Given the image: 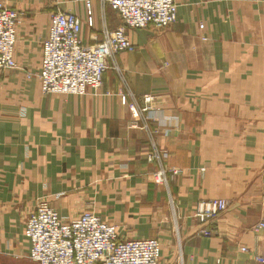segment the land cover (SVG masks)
Wrapping results in <instances>:
<instances>
[{
  "label": "crops",
  "instance_id": "crops-1",
  "mask_svg": "<svg viewBox=\"0 0 264 264\" xmlns=\"http://www.w3.org/2000/svg\"><path fill=\"white\" fill-rule=\"evenodd\" d=\"M23 15L17 68L0 71V264L27 259L25 221L40 202L71 220L85 210L116 227L120 240L157 239L160 264H256L264 256V0H175L176 22L126 30L133 52L115 57L96 92L45 95L37 74L57 11L82 21L84 45L122 22L92 0L93 26L74 0H0ZM109 95H106V94ZM120 94H130L126 105ZM145 115L168 191L151 180ZM136 123V127H132ZM227 209L216 233L194 217L201 200ZM247 252H241V248Z\"/></svg>",
  "mask_w": 264,
  "mask_h": 264
},
{
  "label": "built area",
  "instance_id": "built-area-1",
  "mask_svg": "<svg viewBox=\"0 0 264 264\" xmlns=\"http://www.w3.org/2000/svg\"><path fill=\"white\" fill-rule=\"evenodd\" d=\"M85 8V23L93 26L92 0H74ZM101 7L107 5L116 12L122 28H103L100 40L91 46L81 40L82 21L74 13L57 11L50 20L48 37L42 42L41 64L37 74L40 91L45 95L82 96L96 92L108 69L117 70L115 57L121 52H133L135 47L125 34L126 30H140L152 26L167 29L176 22L175 0H97ZM22 13L8 8L0 1V71L17 68L14 49L17 27ZM106 95H109L108 93ZM135 102L130 94H120L121 103L127 99ZM144 108L138 109L142 129L150 140L146 159L154 165L150 177L154 184L168 191L169 180L181 171L164 166L163 155L157 150L153 134L147 127L145 115L152 109L154 99L144 96ZM136 103V102H135ZM132 127H136V123ZM264 203V195H263ZM227 209L221 199L201 200L193 217L210 226L200 235L210 238L216 233L213 222ZM264 229V221L255 226ZM24 236L29 242L27 259L35 264H160V243L157 239L120 240L116 227L104 222L98 215L85 210L71 220L61 218L47 203L40 202L25 221ZM241 252H247L241 248ZM256 264H264V256L254 254Z\"/></svg>",
  "mask_w": 264,
  "mask_h": 264
},
{
  "label": "rangeland",
  "instance_id": "rangeland-1",
  "mask_svg": "<svg viewBox=\"0 0 264 264\" xmlns=\"http://www.w3.org/2000/svg\"><path fill=\"white\" fill-rule=\"evenodd\" d=\"M153 172V171H152Z\"/></svg>",
  "mask_w": 264,
  "mask_h": 264
}]
</instances>
